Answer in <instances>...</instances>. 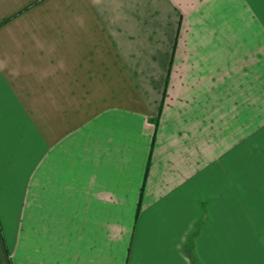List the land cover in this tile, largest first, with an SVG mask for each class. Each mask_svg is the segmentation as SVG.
Wrapping results in <instances>:
<instances>
[{
	"label": "crops",
	"instance_id": "0c3cea01",
	"mask_svg": "<svg viewBox=\"0 0 264 264\" xmlns=\"http://www.w3.org/2000/svg\"><path fill=\"white\" fill-rule=\"evenodd\" d=\"M260 25L264 0H0V264H264Z\"/></svg>",
	"mask_w": 264,
	"mask_h": 264
},
{
	"label": "rangeland",
	"instance_id": "374dc122",
	"mask_svg": "<svg viewBox=\"0 0 264 264\" xmlns=\"http://www.w3.org/2000/svg\"><path fill=\"white\" fill-rule=\"evenodd\" d=\"M261 30H264V25H260ZM260 73H259V80H260V112L264 113V39H261L260 42ZM263 115H261L262 119ZM260 137L264 138V119L260 121Z\"/></svg>",
	"mask_w": 264,
	"mask_h": 264
}]
</instances>
